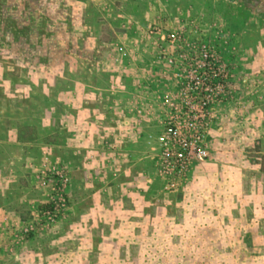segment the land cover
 Masks as SVG:
<instances>
[{
    "label": "rangeland",
    "instance_id": "374dc122",
    "mask_svg": "<svg viewBox=\"0 0 264 264\" xmlns=\"http://www.w3.org/2000/svg\"><path fill=\"white\" fill-rule=\"evenodd\" d=\"M171 33L214 46L233 97L167 192L151 148ZM82 166L99 187L71 210ZM0 264H264V0H0Z\"/></svg>",
    "mask_w": 264,
    "mask_h": 264
},
{
    "label": "built area",
    "instance_id": "2783aa9c",
    "mask_svg": "<svg viewBox=\"0 0 264 264\" xmlns=\"http://www.w3.org/2000/svg\"><path fill=\"white\" fill-rule=\"evenodd\" d=\"M160 48L156 61L171 69V91L161 100V130L152 141L151 161L162 190L171 192L186 181L194 165L207 157V141L215 111L230 102L232 70L210 43L186 40L171 33ZM67 179L59 172L58 187L51 191V209L39 212L46 223L60 216ZM60 208V209H59Z\"/></svg>",
    "mask_w": 264,
    "mask_h": 264
},
{
    "label": "crops",
    "instance_id": "0c3cea01",
    "mask_svg": "<svg viewBox=\"0 0 264 264\" xmlns=\"http://www.w3.org/2000/svg\"><path fill=\"white\" fill-rule=\"evenodd\" d=\"M72 120V119H71ZM80 123H82V124H85V123H83L82 121L80 122ZM89 124V123H88ZM93 124V123H92ZM90 125V124H89ZM93 137V136H92ZM87 157L89 156V154H87L86 155ZM70 163H71V165H76L77 163L78 164H82L83 163V161H81V162H77L76 163V159H75V161L74 160H71V158H70ZM78 161V160H77ZM90 171V169H86L85 167H80V172H79V168H77V170H75V171H73L72 170V181H71V187H70V192H69V195H68V200H69V204H70V207H72L71 208V210L73 209V207H74V205L76 206V205H78L79 204V202H80V200H79V198L76 196L77 195V193L78 192H81V190L83 191V190H86V189H88V188H90V191H92L93 189H97L99 186H97V185H94V183L93 182H91V180H89V179H86V176H88V178H91V172H89ZM80 173V175H81V180H80V182H79V180H78V178H77V176H78V174ZM125 173V172H124ZM128 174L130 173V172H127ZM126 184V183H125ZM127 185V184H126ZM101 189L103 190V187H101ZM113 189V191L115 190L114 188H112ZM94 192H95V190H93ZM86 192V191H85ZM96 193V192H95ZM81 196H83V193L81 192L80 193V197ZM88 196H94V194L93 195H88ZM74 210V209H73ZM86 218H87V220L89 219V215L87 214V216H86Z\"/></svg>",
    "mask_w": 264,
    "mask_h": 264
}]
</instances>
